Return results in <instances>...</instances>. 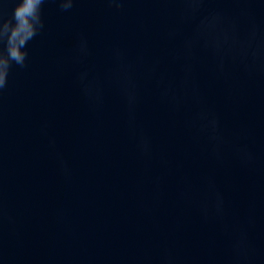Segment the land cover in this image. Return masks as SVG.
Listing matches in <instances>:
<instances>
[{"label":"water","instance_id":"obj_1","mask_svg":"<svg viewBox=\"0 0 264 264\" xmlns=\"http://www.w3.org/2000/svg\"><path fill=\"white\" fill-rule=\"evenodd\" d=\"M67 2L0 91V264H264V0Z\"/></svg>","mask_w":264,"mask_h":264},{"label":"clouds","instance_id":"obj_2","mask_svg":"<svg viewBox=\"0 0 264 264\" xmlns=\"http://www.w3.org/2000/svg\"><path fill=\"white\" fill-rule=\"evenodd\" d=\"M43 3L44 0H19L12 17L0 24L4 29L0 33V91L7 86L13 63L21 67L26 64L27 44L43 27ZM62 6L71 7V0Z\"/></svg>","mask_w":264,"mask_h":264}]
</instances>
